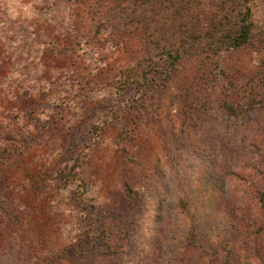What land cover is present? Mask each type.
<instances>
[{
  "label": "rangeland",
  "instance_id": "1",
  "mask_svg": "<svg viewBox=\"0 0 264 264\" xmlns=\"http://www.w3.org/2000/svg\"><path fill=\"white\" fill-rule=\"evenodd\" d=\"M118 1L0 0V146L17 145L0 160V264H165L186 230L173 211L180 195L196 205L215 195L243 212L231 251L206 264H264L257 47L173 66L138 34L101 47L95 31ZM252 10L263 29L264 0ZM141 62L152 83L143 99L139 82L119 87ZM200 257L195 248L185 263Z\"/></svg>",
  "mask_w": 264,
  "mask_h": 264
},
{
  "label": "trees",
  "instance_id": "2",
  "mask_svg": "<svg viewBox=\"0 0 264 264\" xmlns=\"http://www.w3.org/2000/svg\"><path fill=\"white\" fill-rule=\"evenodd\" d=\"M253 1L119 0L115 12L102 27L97 26L95 42L98 45L102 43L101 47L103 44L120 46L125 38L138 34L144 45L153 50L156 57L167 66H173L181 58L202 51H229L252 43L264 63V28L257 30L255 27ZM148 75L149 70L145 68L144 62L127 67L119 87L139 82L142 91L140 99H143L152 86ZM225 109L228 114L238 115L241 107L229 103ZM16 150L14 142L0 146V160L10 157ZM69 171L64 170L60 177L78 179L77 187L80 193H84V180ZM186 197L180 195L177 208L173 209L181 217L180 220L186 223V230L181 232L175 245L176 255L173 251L174 256L166 255L165 264H186V254L195 248L200 249L201 264H206L209 259L215 260L216 256H223L220 250L231 251L236 238L230 239L228 235L241 228L243 212L240 208L225 201L226 198L218 200L215 195L206 200V204L199 205L194 204L191 196ZM87 235L89 233H85ZM226 253L224 259L229 261Z\"/></svg>",
  "mask_w": 264,
  "mask_h": 264
}]
</instances>
